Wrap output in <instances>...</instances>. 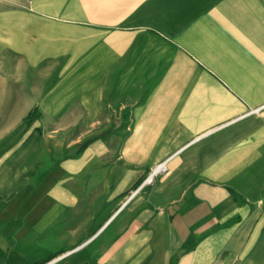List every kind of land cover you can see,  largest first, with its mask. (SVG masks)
Returning a JSON list of instances; mask_svg holds the SVG:
<instances>
[{
	"label": "crops",
	"instance_id": "obj_1",
	"mask_svg": "<svg viewBox=\"0 0 264 264\" xmlns=\"http://www.w3.org/2000/svg\"><path fill=\"white\" fill-rule=\"evenodd\" d=\"M5 32L44 82L0 144V264H264V0H56Z\"/></svg>",
	"mask_w": 264,
	"mask_h": 264
},
{
	"label": "rangeland",
	"instance_id": "obj_2",
	"mask_svg": "<svg viewBox=\"0 0 264 264\" xmlns=\"http://www.w3.org/2000/svg\"><path fill=\"white\" fill-rule=\"evenodd\" d=\"M53 1L56 0H0V144L35 113V105L27 109L21 103V90L30 92L32 87L44 82L36 64L24 62L19 47L5 44V28L11 18H31L37 14L39 3ZM31 48L28 46V51Z\"/></svg>",
	"mask_w": 264,
	"mask_h": 264
},
{
	"label": "built area",
	"instance_id": "obj_3",
	"mask_svg": "<svg viewBox=\"0 0 264 264\" xmlns=\"http://www.w3.org/2000/svg\"><path fill=\"white\" fill-rule=\"evenodd\" d=\"M257 110V108L253 109V111ZM171 155L167 156L166 158L160 160L159 162H157L156 164L152 165L146 176L139 182V184L130 192V196H132L133 194H135L137 191H139L141 188H143L144 186H147L149 184H151L154 180V178L161 174V173H165L168 170V161L170 160Z\"/></svg>",
	"mask_w": 264,
	"mask_h": 264
},
{
	"label": "trees",
	"instance_id": "obj_4",
	"mask_svg": "<svg viewBox=\"0 0 264 264\" xmlns=\"http://www.w3.org/2000/svg\"><path fill=\"white\" fill-rule=\"evenodd\" d=\"M172 264V263H171Z\"/></svg>",
	"mask_w": 264,
	"mask_h": 264
}]
</instances>
